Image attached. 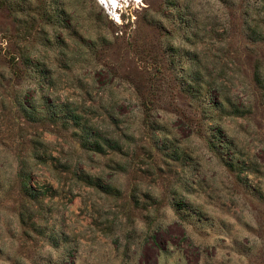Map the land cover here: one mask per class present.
Wrapping results in <instances>:
<instances>
[{
	"label": "rangeland",
	"instance_id": "obj_1",
	"mask_svg": "<svg viewBox=\"0 0 264 264\" xmlns=\"http://www.w3.org/2000/svg\"><path fill=\"white\" fill-rule=\"evenodd\" d=\"M0 264H264V0H0Z\"/></svg>",
	"mask_w": 264,
	"mask_h": 264
}]
</instances>
